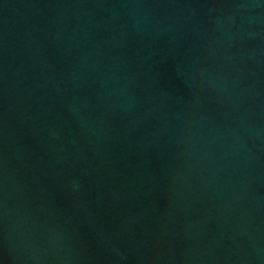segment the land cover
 <instances>
[{
    "label": "water",
    "instance_id": "water-1",
    "mask_svg": "<svg viewBox=\"0 0 264 264\" xmlns=\"http://www.w3.org/2000/svg\"><path fill=\"white\" fill-rule=\"evenodd\" d=\"M0 264H264V0H0Z\"/></svg>",
    "mask_w": 264,
    "mask_h": 264
}]
</instances>
